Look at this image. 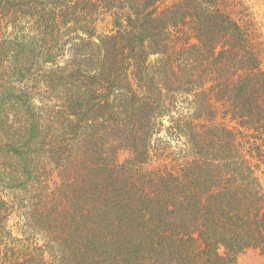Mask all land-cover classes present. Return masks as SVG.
Here are the masks:
<instances>
[{
	"label": "trees",
	"instance_id": "16d2710c",
	"mask_svg": "<svg viewBox=\"0 0 264 264\" xmlns=\"http://www.w3.org/2000/svg\"><path fill=\"white\" fill-rule=\"evenodd\" d=\"M251 249L264 39L245 0H0V264Z\"/></svg>",
	"mask_w": 264,
	"mask_h": 264
},
{
	"label": "rangeland",
	"instance_id": "374dc122",
	"mask_svg": "<svg viewBox=\"0 0 264 264\" xmlns=\"http://www.w3.org/2000/svg\"><path fill=\"white\" fill-rule=\"evenodd\" d=\"M253 13L264 39V0H245ZM103 28H107L106 25ZM264 259L258 250H247L237 260V264H263Z\"/></svg>",
	"mask_w": 264,
	"mask_h": 264
}]
</instances>
